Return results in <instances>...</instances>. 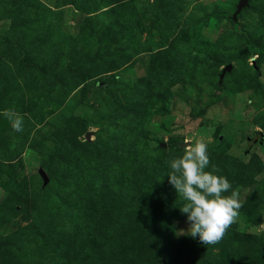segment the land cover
Segmentation results:
<instances>
[{
  "label": "rangeland",
  "instance_id": "374dc122",
  "mask_svg": "<svg viewBox=\"0 0 264 264\" xmlns=\"http://www.w3.org/2000/svg\"><path fill=\"white\" fill-rule=\"evenodd\" d=\"M239 1L0 0V264H264V0ZM198 139L241 203L208 246L167 176Z\"/></svg>",
  "mask_w": 264,
  "mask_h": 264
},
{
  "label": "clouds",
  "instance_id": "9594fccd",
  "mask_svg": "<svg viewBox=\"0 0 264 264\" xmlns=\"http://www.w3.org/2000/svg\"><path fill=\"white\" fill-rule=\"evenodd\" d=\"M14 132L23 131V117L14 109L0 110ZM207 144L196 140L183 154L168 162V183L181 200L178 207L186 216L187 230L176 235H187L206 246L215 244L235 220L241 203L238 193L228 178L209 168ZM227 193V194H225ZM179 233V234H177Z\"/></svg>",
  "mask_w": 264,
  "mask_h": 264
},
{
  "label": "water",
  "instance_id": "95a60500",
  "mask_svg": "<svg viewBox=\"0 0 264 264\" xmlns=\"http://www.w3.org/2000/svg\"><path fill=\"white\" fill-rule=\"evenodd\" d=\"M248 0H240L238 4V10H240L243 6L247 4ZM40 174L43 176L45 182L48 181V177L46 176V173L43 169L40 170Z\"/></svg>",
  "mask_w": 264,
  "mask_h": 264
}]
</instances>
